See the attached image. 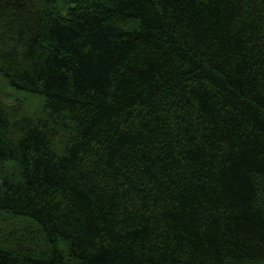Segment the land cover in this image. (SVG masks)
Listing matches in <instances>:
<instances>
[{"label": "trees", "instance_id": "obj_1", "mask_svg": "<svg viewBox=\"0 0 264 264\" xmlns=\"http://www.w3.org/2000/svg\"><path fill=\"white\" fill-rule=\"evenodd\" d=\"M0 264H264V0H0Z\"/></svg>", "mask_w": 264, "mask_h": 264}]
</instances>
